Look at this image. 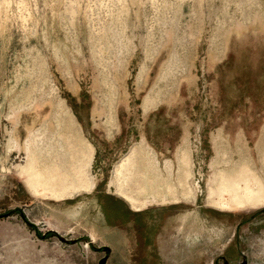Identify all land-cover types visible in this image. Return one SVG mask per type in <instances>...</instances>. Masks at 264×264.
I'll list each match as a JSON object with an SVG mask.
<instances>
[{
	"label": "rangeland",
	"instance_id": "obj_1",
	"mask_svg": "<svg viewBox=\"0 0 264 264\" xmlns=\"http://www.w3.org/2000/svg\"><path fill=\"white\" fill-rule=\"evenodd\" d=\"M0 215V264H264V0H0Z\"/></svg>",
	"mask_w": 264,
	"mask_h": 264
},
{
	"label": "bare ground",
	"instance_id": "obj_2",
	"mask_svg": "<svg viewBox=\"0 0 264 264\" xmlns=\"http://www.w3.org/2000/svg\"><path fill=\"white\" fill-rule=\"evenodd\" d=\"M30 168V167H29ZM31 169H33V167L31 168ZM32 172H33V170H32ZM25 174L27 175V178H28V180L31 178V174H29L28 173V171L27 172H25ZM235 201H237V200H235ZM246 206L248 205V204H245ZM245 205H240L238 202H236V206H233L232 204H229V203H226V204H224V205H221V207L222 208H229V209H231V210H233V209H238V210H246V206ZM255 208H259V206H254ZM249 208V207H248Z\"/></svg>",
	"mask_w": 264,
	"mask_h": 264
},
{
	"label": "trees",
	"instance_id": "obj_3",
	"mask_svg": "<svg viewBox=\"0 0 264 264\" xmlns=\"http://www.w3.org/2000/svg\"><path fill=\"white\" fill-rule=\"evenodd\" d=\"M1 216V215H0ZM22 216H23V218L25 219V217H24V215L22 214ZM25 221L28 223V225L31 227V228H34V229H36V227H35V225L33 224V223H31V222H28L27 221V219H25ZM52 234V235H55L56 233L55 232H53V231H49L48 232V234ZM94 246V245H93Z\"/></svg>",
	"mask_w": 264,
	"mask_h": 264
},
{
	"label": "crops",
	"instance_id": "obj_4",
	"mask_svg": "<svg viewBox=\"0 0 264 264\" xmlns=\"http://www.w3.org/2000/svg\"><path fill=\"white\" fill-rule=\"evenodd\" d=\"M73 195H71L70 197H72ZM69 197L68 196H66L63 200H66V199H68Z\"/></svg>",
	"mask_w": 264,
	"mask_h": 264
}]
</instances>
